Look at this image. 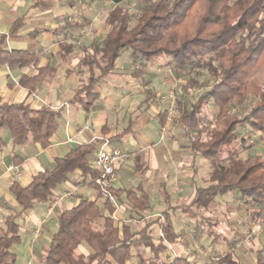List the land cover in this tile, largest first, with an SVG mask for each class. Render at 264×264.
I'll return each instance as SVG.
<instances>
[{"label": "clouds", "instance_id": "9594fccd", "mask_svg": "<svg viewBox=\"0 0 264 264\" xmlns=\"http://www.w3.org/2000/svg\"><path fill=\"white\" fill-rule=\"evenodd\" d=\"M0 264H264V0H0Z\"/></svg>", "mask_w": 264, "mask_h": 264}]
</instances>
